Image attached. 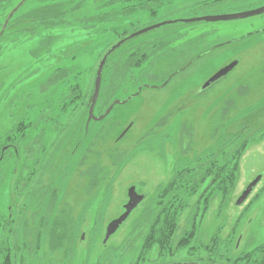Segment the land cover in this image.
Here are the masks:
<instances>
[{"label":"rangeland","instance_id":"374dc122","mask_svg":"<svg viewBox=\"0 0 264 264\" xmlns=\"http://www.w3.org/2000/svg\"><path fill=\"white\" fill-rule=\"evenodd\" d=\"M22 1L0 0L2 139L17 122L37 123L40 110L65 97L66 83L74 80L75 74L89 103L99 63L122 36L166 22L234 15L264 7V0H149L104 8L108 0H63L69 11L68 25L51 31L39 28L31 36L20 34L21 26L30 23L28 14L39 5L38 0H28L20 11L26 19L2 33L9 14ZM176 32L186 33L185 42H169ZM139 48L147 60L134 74L136 83L119 91L113 100L131 97L130 101L116 105L103 121L88 122L89 108L84 106L81 119L73 127L56 132L51 125L40 126L38 133L43 127L47 130L45 145L54 154L45 160L47 164L38 157L30 163L31 168L36 164L41 167L19 200L15 190L21 164L16 157L8 159L0 182V227L15 213L17 229L20 224L25 229L16 231L14 240L23 242L26 249L38 233L46 243L45 260L68 259L71 264L172 261L168 252H159L155 246L143 252L155 217L161 212L154 204L157 185L172 181L175 172L210 152L217 142L243 134L251 143L242 157L236 188L223 206L220 197L212 202L192 244L211 245V238L219 232L217 246H210L208 251L200 248L194 255L186 250L173 259L229 264L227 260L237 259L247 244L255 248L264 243V139L260 141L264 136V14L236 21L165 25L129 40L111 59H126ZM235 61L239 63L232 72L201 90L211 77ZM113 62L104 68L106 79L113 71ZM61 67L68 69V77L49 85V78ZM185 67L186 72L169 81L171 74ZM164 82H169L166 87ZM102 91L103 86L100 95ZM94 115H103H99L98 106ZM58 134L63 141L56 138ZM258 177L262 179L248 200L236 206ZM131 186L147 193L148 199L104 245L107 225L123 214ZM190 211L180 215L181 229ZM3 245L0 261L7 252ZM50 247L53 250L49 254ZM25 252L21 249L20 255ZM30 254L33 258V252Z\"/></svg>","mask_w":264,"mask_h":264},{"label":"trees","instance_id":"16d2710c","mask_svg":"<svg viewBox=\"0 0 264 264\" xmlns=\"http://www.w3.org/2000/svg\"><path fill=\"white\" fill-rule=\"evenodd\" d=\"M62 1L63 0H38L36 3L39 5H37L35 10L33 12L31 11L27 16V20L30 21V23L27 26H21L20 34L27 33L28 35L35 36L39 28L44 31H51L60 26L68 25L69 21L67 20V17L69 11L65 9ZM145 1L149 2V0H108V2L105 1L103 4L104 6L101 8L122 3ZM212 1L224 2L226 0ZM27 2L28 0H26L23 6L11 18L6 30L21 25L19 21L24 20L25 16L20 15V11ZM136 10L137 9H133L131 11ZM126 11L129 13V10ZM123 37H125V35L121 38ZM113 54L108 58L105 64V66H107V64H110V61H114L113 71L107 79L102 74L101 87L103 86V91L102 95H100L102 98L100 97L96 104V106H98L99 115L104 114L103 111L113 102L114 96L119 91H125L129 84L136 83L134 74L137 69L139 70L142 68L147 60V57H145L146 54L142 53L141 50L137 51V53L131 54L126 59L117 60L116 58L118 56L111 59ZM67 77V68H57L55 73L49 78V85L53 86L55 82H60ZM66 84L68 85V90L65 97L59 100L54 106L48 105L40 110L37 123H30L28 125L22 121L17 122L14 124L13 130L7 134L4 139L0 138V182L5 177L4 171L6 169L4 167L9 166V164L6 163L8 162V159L16 157L19 164H21L19 178L17 179L18 186L15 190L17 200H19L18 198H23V196L27 194V191L32 184L31 180L33 178L32 176H34L35 170H40L41 166H37V164L33 167L34 170H32L33 168L30 167V163L36 161L37 157L39 160L43 159L45 161L54 154V152H48V148L45 145L46 133L48 134L47 130L43 127L38 133L40 126L51 125L52 131L62 132L66 130L68 126L73 127L77 124V121L82 117L81 110L84 106L87 107V109L89 108L90 102L88 103V94L84 92L85 90L82 88L83 85L79 82L77 74H75L74 80L67 81ZM55 110L60 112V114L54 116L52 112ZM89 132L90 129L88 133ZM28 135L30 136V146L27 149ZM58 136L59 137L56 138H58L59 141H63L64 138L61 137L60 134H58ZM56 138H54V140H58ZM263 139L264 136L260 138V141ZM4 140L5 142L2 143ZM250 143L251 141L244 139L243 134L231 136L227 140L224 139L219 143L217 142L215 148L210 152L194 158L190 164L186 163V166H182L179 171L175 172V177L173 178L172 183H170L169 188L167 189L166 187L161 190V194H163L162 198H164V201L161 203L162 205H160L162 217H160L157 222V225L159 224V226L156 225V222L153 224L144 244V253L150 252L151 248L156 243L161 244L162 247L165 248V245L168 244V238L173 235L174 229L177 227L176 224L178 220L176 219L189 210L191 211L186 220V234L183 236L184 239L178 243V248L186 247V250L191 251V255H194L200 248H205L208 251V249H211L210 246H217L219 241L218 235H220L219 232H217L211 240V245H204V247L199 244V246L197 245L198 247H196L192 244H194V241L197 239L200 220L208 212L212 202L220 197L223 206L230 194L235 190L239 179L240 163ZM8 145H11L9 150L2 156V148ZM34 156L36 157L35 159ZM44 163L47 164L48 162L45 161ZM41 173L42 172H39L37 175H40ZM259 197L257 196L258 199ZM167 199H169V201H166ZM14 214L15 213H12V218L2 224V228L5 231L13 229L14 237L17 238L18 233L16 234V231H19L21 228L25 229V227L20 224L17 229L18 225H15L16 220L13 219ZM4 237H6V233L4 234ZM15 243L18 246V249L19 247H23V242L17 240ZM41 245L42 241L36 243L35 250L37 252L35 254L41 249ZM2 247L7 249L6 241H4ZM19 256L24 259L23 254ZM23 259H20L18 263L15 262L13 264H23ZM199 261L200 260L197 262ZM227 261L229 264H264V243L255 247L248 253H244L235 260L229 258ZM211 263L213 262H199V264ZM0 264H12L7 252L2 261H0Z\"/></svg>","mask_w":264,"mask_h":264},{"label":"water","instance_id":"95a60500","mask_svg":"<svg viewBox=\"0 0 264 264\" xmlns=\"http://www.w3.org/2000/svg\"><path fill=\"white\" fill-rule=\"evenodd\" d=\"M26 2V0H23L8 16L3 29H2V33L6 30L11 18L15 15V13L18 12V10L23 6V4ZM264 14V7L259 8V9H255V10H251L248 12H244V13H240V14H234V15H221V16H208V17H201V18H196V19H190V20H184V21H172V22H166V23H162V24H158L149 28H146L144 30H141L131 36H129L128 38L120 41L118 44H116L115 46H113L110 50L107 51V53L103 56V58L101 59L99 66L97 68V73H96V80H95V86H94V92H93V96L90 100L89 103V117H88V122H90L91 120L99 122V121H103L113 110V108L116 105H121V104H125L128 101H130L131 98L125 100V101H114L109 108L106 110V112L100 116V117H95L94 115V109L95 106L98 102L99 99V95H100V90H101V84H102V74H103V70L105 67V64L108 60V58L115 52L117 51L123 44H125L126 42H128L129 40L139 37L141 35H144L148 32L154 31L156 29H159L165 25H172V24H176L178 22H182V23H198V22H207V23H216V22H227V21H236V20H243V19H248L251 17H256V16H260ZM238 61H235L233 63H231L230 65L224 67L223 69H221L217 74H215L213 77H211L201 88L202 91L208 89L209 87H211L213 84H215L216 82L220 81L221 79H223L224 77H226L230 72H232L236 66L238 65ZM137 95V94H136ZM262 179V177H258L257 179H255L250 185L249 187L243 192V194L240 196V198L238 199L236 206H242L247 200L248 198L251 196L252 192L254 191V189L256 188L257 184L260 182V180ZM127 197H128V202L125 204L124 206V213L116 220L112 221L106 230V234H105V238H104V245L107 244V242L112 238V236H114L116 234V232L120 229V227L126 222V220L129 218V216L132 214V212H134L143 202V200L145 199V196L143 195H139L136 191V187L132 186L131 188H129V190L127 191Z\"/></svg>","mask_w":264,"mask_h":264},{"label":"flooded vegetation","instance_id":"af4514ba","mask_svg":"<svg viewBox=\"0 0 264 264\" xmlns=\"http://www.w3.org/2000/svg\"><path fill=\"white\" fill-rule=\"evenodd\" d=\"M152 27V26H151ZM149 28V27H148ZM146 29V28H145ZM144 30V29H143ZM137 32H139V31H137ZM136 31H134L132 34H126L125 35V37H123V38H120L119 39V42L120 41H122V40H124V39H126V38H128L129 36H131V35H133V34H135V33H137ZM137 38V37H136ZM185 39H186V33H182V34H180V33H178V32H176V33H173L172 34V38H170L169 39V42H173V41H182V40H184V42H185ZM139 50H141V48H139V49H135L134 50V52H132L131 54H134V53H137V51H139ZM130 54V55H131ZM184 72H186V67L185 68H178V70L176 71V72H174L173 74H171L170 75V79H169V81L170 80H172L173 79V77H175V76H177L178 74H180V73H184ZM164 83H166V82H164ZM169 82H167L163 87H166L167 86V84H168ZM160 87H162V86H160ZM144 88H147L146 86H142L141 87V89H144ZM151 88H153L152 86H151ZM154 89H159V87H154ZM131 98V97H130ZM96 117V116H95ZM100 117V116H99ZM92 121V120H91ZM28 123V125L30 124V122H27ZM28 142H27V145H26V147H27V149L29 148V146H30V136L28 135ZM11 145H8V146H5V147H3L2 148V150H1V154H2V156L4 155V153L5 152H7L8 150H9V147H10ZM29 158V157H28ZM29 162V161H28ZM170 183H172V181H170V182H168L166 185H163L162 183L161 184H158L157 185V192H156V198H155V205L157 206V208L159 209L160 208V205H162L161 203H162V201H164V198H162V195L163 194H161V189H164V188H166L167 187V189L169 188V186H170ZM132 187V186H131ZM136 187V186H135ZM128 191V190H127ZM136 191H137V193L139 194V195H143V196H145V199L143 200V202L141 203V205L148 199V194L147 193H139V191L137 190V187H136ZM166 201H169V199H167ZM140 205V206H141ZM125 206V205H124ZM124 206H123V211H124ZM139 206V207H140ZM138 207V208H139ZM138 208L136 209V210H138ZM10 210H11V207L9 208ZM160 210V209H159ZM135 212V211H134ZM134 212H132V214L134 213ZM124 213V212H123ZM131 214V215H132ZM162 212H158V214H157V216L155 217L156 218V225H157V222L159 221V219H160V217H162ZM130 215V216H131ZM130 216H129V218H130ZM180 217V216H179ZM178 217V219H176V220H178V221H180L181 219ZM11 218V217H10ZM128 218V219H129ZM127 219V220H128ZM127 220H126V222H127ZM178 221H177V227H175V229H174V233H173V235H171L169 238H168V244H166L165 245V248H163L162 247V245L161 244H158V243H156L154 246L155 247H157L158 248V250H159V252L162 250V252H168V255L167 256H169V258H168V260L169 259H171L172 261H166V259H161L160 261V263H158V264H190V262H186V260L185 261H177V260H173V259H175V258H177L178 257V254H181V253H184V251H186V247H179L178 248V243H180V241L181 240H183L184 239V235L186 234V220L184 221V228L183 229H181V227H180V223L178 224ZM126 222L120 227V229L126 224ZM109 225V224H108ZM108 225H107V227H108ZM157 226H159V224L157 225ZM1 228V227H0ZM119 229V230H120ZM106 230H107V228H106ZM118 230V231H119ZM117 231V232H118ZM116 232V233H117ZM6 233V237H4V234ZM41 237V236H40ZM40 237H39V234L37 233V236L34 238L35 239V241L34 242H32V243H30V247L28 246L26 249L25 248H23V247H19L20 249L18 250V246L16 245V240H14V236H13V229H8L7 231H5L3 228H1L0 229V247H1V245L2 244H4V241H6V244H7V255H8V257H9V259H11V261H12V264L13 263H18L19 262V260L20 259H23L22 257H20L19 255H20V250L21 249H24V250H26V252L25 253H23V257H24V259L23 260H26V261H24L23 262V264H28V261H29V257L31 258V255L32 254H30L31 252H33V258H31V259H33V260H31V264H37V262L39 261L41 264H71V262L70 263H68L69 261H71V260H69V261H67L68 259H66V260H57V258H52V259H50V260H45L46 259V256H47V248H46V243H43L42 242V245H41V247H42V254L40 255L39 254V251H38V253L37 254H35L37 251L35 250V247H36V243L37 242H39V241H41V239H40ZM214 237V236H213ZM213 237L211 238V240L213 239ZM240 240V239H239ZM49 243L51 244V242H50V240H49ZM250 245V244H249ZM248 244L245 246L247 249H245V250H243V251H241L240 253H239V257L241 256V255H243L244 253H248L249 251H251L252 249H254V248H251L250 246H249ZM153 246V247H154ZM208 246V245H207ZM259 246V245H258ZM152 247V248H153ZM205 247V246H204ZM56 248V247H55ZM235 248H236V250L238 251L239 250V242L236 244V246H235ZM251 248V249H250ZM50 250H49V254H50V252H51V250H53V249H51V247L49 248ZM166 255H165V258L167 257ZM165 260V261H164ZM204 262H208V261H204ZM98 264H100V263H98Z\"/></svg>","mask_w":264,"mask_h":264}]
</instances>
